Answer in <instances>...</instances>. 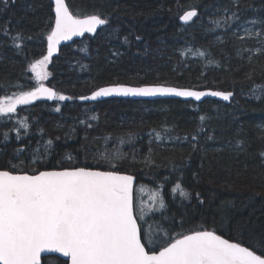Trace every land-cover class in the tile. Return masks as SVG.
Here are the masks:
<instances>
[{
	"label": "trees",
	"instance_id": "1",
	"mask_svg": "<svg viewBox=\"0 0 264 264\" xmlns=\"http://www.w3.org/2000/svg\"><path fill=\"white\" fill-rule=\"evenodd\" d=\"M66 1L75 15L101 12L109 23L63 46L43 69L47 78L37 80L32 65L47 55L55 20L52 0H9L6 8L0 0V25L11 20L13 33L31 37L19 41L18 49L0 34V100H14L42 83L57 90L51 102L0 114V169L8 170L9 161L18 165L16 172L85 163L108 169L104 155L118 157L113 163L136 175L137 187L142 183L160 192L153 210L139 221L148 248L149 237L162 244L200 227L234 241L264 232L259 156L264 151V54L252 55L251 62L238 56L244 41L233 36L241 19H264V0ZM192 9L197 15L183 24L180 17ZM112 83L213 88L234 95L228 104L211 98L79 100ZM59 95L70 99L59 100ZM238 141L245 151L236 147ZM178 181L190 200L171 191ZM138 197L135 188V212ZM161 199L164 208L158 205ZM63 261L57 255L43 257V264Z\"/></svg>",
	"mask_w": 264,
	"mask_h": 264
},
{
	"label": "snow or ice",
	"instance_id": "2",
	"mask_svg": "<svg viewBox=\"0 0 264 264\" xmlns=\"http://www.w3.org/2000/svg\"><path fill=\"white\" fill-rule=\"evenodd\" d=\"M8 3L9 0H3L5 8ZM196 15V11H188L180 19L187 22ZM235 17L236 13L233 12L232 18ZM108 23L109 17L105 13L96 12L80 19L69 11L65 0H55V26L47 35L48 54L32 65L37 80L47 78L43 69L62 40L96 33L98 26ZM259 23V31H244L249 38H256L259 45L256 52L264 54V20ZM0 34L18 49L19 41L31 39L20 32L13 33L11 20L0 25ZM124 42H128L127 36ZM244 51L251 53L252 49H239L237 54L242 55ZM113 55L118 53L114 52ZM114 93L125 96L171 94L194 97L196 100L205 95L223 97L224 100L232 96L231 92L205 93L175 87L117 85L101 87L90 97L81 96L79 99L95 100ZM42 96L52 99L57 93L40 84L33 91L21 92L14 100L9 97L6 103L0 102V114L13 113L17 105L29 104ZM58 98L70 99L63 95ZM256 99L260 97L256 96ZM200 119L203 121L205 118L201 116ZM207 138L213 139L212 136ZM108 139L105 137V143ZM192 139L195 140L196 136ZM52 143V140L47 141L49 147ZM241 144L238 141L236 147L239 151H245ZM49 147L45 148V154H48ZM195 147L193 145V149ZM19 151L22 149L17 150V155ZM259 156L264 162V151L259 152ZM103 158L108 170L85 163L68 167L61 165L43 171L33 169L29 174L23 169L16 172L18 165L11 161L8 170L0 169V264H41L42 253L62 254L68 258L63 264H264V232L250 234L246 241L240 239L233 242L215 230L200 227L188 230L179 238L169 236L162 244L149 237L148 244L152 247L148 248L144 242L143 224L139 222L142 217H138L134 210L135 178L118 170V165L113 163L118 157L106 154ZM67 159L73 158L69 156ZM171 191L178 192L183 199H191V193L179 181ZM199 195L196 193L197 198ZM159 206H166L163 199ZM236 230L240 231L239 228ZM245 243L248 246H243ZM256 249L260 251L259 255Z\"/></svg>",
	"mask_w": 264,
	"mask_h": 264
},
{
	"label": "water",
	"instance_id": "3",
	"mask_svg": "<svg viewBox=\"0 0 264 264\" xmlns=\"http://www.w3.org/2000/svg\"><path fill=\"white\" fill-rule=\"evenodd\" d=\"M52 3H53V6H54V15H55V0H52ZM65 4H66V6L69 8V11H70L74 16H77V15H75V14L73 13V11L70 9V7H69V5H68V3H67L66 0H65ZM193 10L196 11V12H198L197 9H192V10H188V11H193ZM188 11H186V12H188ZM184 14H185V13H184ZM184 14H183V15H184ZM88 15H91V14H88ZM183 15H182V16H183ZM77 17L80 18V19H84V18L86 17V15H83V16H77ZM193 18H194V17H193ZM193 18H192V19H193ZM192 19H191V20H192ZM191 20H190V21H191ZM190 21L185 22V21L181 20V22H182L183 24H188ZM54 26H55V20H54L53 28H54ZM101 27H102V26H98L96 33L101 29ZM50 32H51V31H50ZM49 34H50V33H49ZM49 34H48V35H49ZM89 34L92 35V34H95V33H85L83 36H73L70 40H62V41L57 45V48H56V50L53 52L51 58L57 56V55L60 53V50H61V48H62L63 46L68 45V44H71V43H73V42L76 41V40H80V39L84 38L85 36H87V35H89ZM47 54H48V42H47ZM42 84H43L45 87H47V88H51L54 92L57 93V90H56L54 87H52L51 85L46 84V83H42ZM117 85H124V86H126V87H154V86H164V87H175V88L182 89V90H191V91H198V92H205V93H210V92H213V91H220V92H224V93L231 92V93H232V96H231L228 100H224L223 97L212 96V95H205V96H202L200 100H196L194 97H180V96L171 95V94H169V95H159V94H157V95H155V96H133V95H127V96H125V95H117V94L114 93V94H112V95H110V96H106V97H97L95 100H91V99H88V100H81V99H79V100H80V101H85V102H99V101H103V100L110 99V98H126V99H134V100H140V99H144V100H155V99H162V98H175V99H182V100H193V101H195V102H202V101H204L205 99L211 98V99H218V100H220V101H222V102L228 104V103L231 102V99H232V97H233V95H234V92H233V91H225V90H219V89H213V88L182 87V86H176V85H170V84H143V85H133V84H129V83H112V84H105V85H102V86L96 88L95 90L91 91L90 93H87V94L82 95V96H89V97H90L94 91L98 90V89L101 88V87H111V86H117ZM33 90H35V89H33ZM33 90H31V91H33ZM80 97H81V96H80ZM55 98H56V97H54V98H52V99H48L47 96H42V97H40L39 99L34 100V101H32L31 103H29V104H26V105H23V104L17 105V106H16V110H17L18 108H20V107L34 105V104H36L37 102H40V101H49V102H51V101H53ZM4 170H6V169H4ZM43 170H51V169H43ZM43 170H40V171H43ZM101 170H108V169H101ZM120 172H121L122 174L132 175V176L135 178V179H134V182H133V201H134V210H135V188H136L137 181H138L137 176L134 175V174H132V173H127V172H122V171H120ZM29 174H31V173H29ZM135 213H136V212H135ZM217 234H219V233H217ZM219 235H221V234H219ZM222 236H223V235H222ZM223 237L226 238V239H229V238H227V237H225V236H223ZM230 240H231V239H230ZM232 241H233V242H237V241H234V240H232ZM243 246H245V245H243ZM158 250H159V249H158ZM158 250H157V251H158ZM257 254H258V253H257ZM50 255H57V256L63 258L64 260H67V259H68V258H66V257H63L62 254H59V253H42L41 264H43V257H45V256H50ZM258 255H259V254H258Z\"/></svg>",
	"mask_w": 264,
	"mask_h": 264
},
{
	"label": "rangeland",
	"instance_id": "4",
	"mask_svg": "<svg viewBox=\"0 0 264 264\" xmlns=\"http://www.w3.org/2000/svg\"><path fill=\"white\" fill-rule=\"evenodd\" d=\"M260 20H264L259 17H252L248 19H241L239 23L236 25V27L233 29V36L235 38L241 37L242 39H238L240 41H244L240 44V46L237 48V52L239 49H252V52L249 53L248 51H244L242 55L238 56H246L249 57L252 55L257 54L256 49L259 47V45L256 43V38H249L246 33L245 29H252L253 31H259L261 29V25L259 23ZM252 21H256L255 24L252 23ZM234 33L236 35H234ZM225 37L221 36L219 38L220 41H224ZM0 102H7V99L0 100ZM154 110L160 111V107H155ZM137 188V194L138 198H141L140 201H137L136 205V213L138 217H142L140 222L148 216V213L153 210L154 200L157 197V195H160V192L158 190H152L149 189L145 184L138 185ZM153 201V202H152ZM159 205V204H158ZM155 241H159L157 238H153Z\"/></svg>",
	"mask_w": 264,
	"mask_h": 264
}]
</instances>
